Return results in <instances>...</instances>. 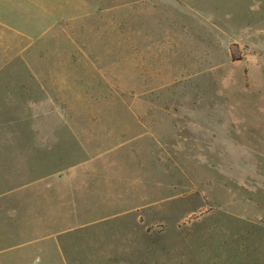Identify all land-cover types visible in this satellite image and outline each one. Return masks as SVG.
<instances>
[{
	"label": "rangeland",
	"instance_id": "1",
	"mask_svg": "<svg viewBox=\"0 0 264 264\" xmlns=\"http://www.w3.org/2000/svg\"><path fill=\"white\" fill-rule=\"evenodd\" d=\"M242 1L74 0L41 41L43 130L2 131L0 116V250L41 252L42 264H264V35L254 14L224 27ZM152 41L167 50L141 48ZM66 50L83 75L66 73ZM51 65L65 72L44 73ZM67 88L74 99H60ZM147 123L176 138L155 144L151 187L122 186V211L106 212L119 180L85 164L87 151L122 143L116 167L130 173L129 143Z\"/></svg>",
	"mask_w": 264,
	"mask_h": 264
},
{
	"label": "crops",
	"instance_id": "2",
	"mask_svg": "<svg viewBox=\"0 0 264 264\" xmlns=\"http://www.w3.org/2000/svg\"><path fill=\"white\" fill-rule=\"evenodd\" d=\"M73 3L74 0H0V91L2 102L0 105V116L2 115V131L14 127L18 129L21 135V133L23 134L26 131L35 133L43 130L41 123L43 114L42 92L46 88L42 85L43 49L41 41L43 36H54L57 34L60 21L63 20V17L67 19L72 13ZM254 5V2L251 3L250 0L248 2L243 0L240 7H236L235 11H229L226 14L224 27L229 29L234 26H243L241 21L247 20L246 17L251 21L250 15L254 14L253 21L259 30L253 35H264V1L263 7L261 2L258 3V6ZM196 11L199 12L198 10ZM59 16H61L60 21ZM200 17H202L201 14ZM211 17L209 16V18ZM209 22L210 27L215 30L216 26L211 24V21ZM217 28L221 27L217 26ZM238 29L241 28L238 27ZM152 34L154 35L153 31ZM153 41L141 48L160 53L167 50L168 47L165 44L159 46L155 45ZM55 48L60 47L55 46ZM82 48L78 47L75 50L80 51ZM86 50L90 51L89 49ZM58 51H64V49H58ZM31 52H33V55ZM66 52L70 53L65 55L66 59H69L65 65L66 73L69 72L71 77L83 75L84 71L80 69H86L83 60H74L73 50H66ZM86 57L88 73L92 72L95 74V70L101 68L102 65L98 61L91 59L90 55H86ZM82 63L84 65L79 66ZM51 64H56V62ZM60 67V65H57V68ZM49 68L50 70L44 71V73L61 75L65 72L56 71L53 65L49 66ZM136 70L137 75L142 74L141 69L137 67ZM73 78L76 77L74 76ZM141 78H144L141 81L145 83L151 82L147 73H143ZM59 97L63 100L74 99L69 88ZM47 99H52V97H47ZM156 115L160 117L158 118L159 121H164L166 120L164 117L169 116V112L162 110ZM137 128H139L140 132L132 137L131 143H129L131 148L128 149V154L132 157L129 167L132 176H128L127 166L120 164L119 167H116L118 164L116 157L124 153L122 143L113 147L111 146L112 144H109L103 150L95 152V155L87 151L88 157H91V159L86 160L85 164L99 163L104 165L109 170L108 175H115L119 180L113 187L114 199L105 203L104 209L106 212L122 211L119 199H116L120 196L122 186L129 184V187L137 190L151 187L150 185H152L154 180L155 165L150 158L153 157L155 144L164 147V145H169V140L176 138V135L173 134L176 128L169 124L159 123L155 125L147 123L139 125ZM48 130H54V128L46 126V131ZM34 139L38 142V147H41L40 137L35 135ZM21 142L23 140H17L14 144H21ZM2 144H7V141L3 140ZM157 172H160L159 169H157ZM89 177L92 178V175H89ZM102 180V175H99V183L96 186L98 194L104 192L101 191ZM148 180L149 182H147ZM75 182L72 184L73 189L75 184L81 189L79 182L76 180ZM19 248L9 245L0 250V264H42L41 261L46 256L41 254V252L17 251ZM49 260L50 262L47 264H53L51 259Z\"/></svg>",
	"mask_w": 264,
	"mask_h": 264
}]
</instances>
